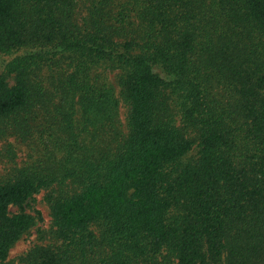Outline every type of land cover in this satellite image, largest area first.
Listing matches in <instances>:
<instances>
[{"label": "trees", "instance_id": "16d2710c", "mask_svg": "<svg viewBox=\"0 0 264 264\" xmlns=\"http://www.w3.org/2000/svg\"><path fill=\"white\" fill-rule=\"evenodd\" d=\"M13 54L0 264L41 192L19 264H264V0H0Z\"/></svg>", "mask_w": 264, "mask_h": 264}, {"label": "rangeland", "instance_id": "374dc122", "mask_svg": "<svg viewBox=\"0 0 264 264\" xmlns=\"http://www.w3.org/2000/svg\"><path fill=\"white\" fill-rule=\"evenodd\" d=\"M13 55H0V73L2 71V65L4 61L9 62ZM109 82L113 85L116 95H118V87L115 82V75L110 74L107 76ZM126 107L124 104H120L119 119L125 127ZM7 145H11L15 151V157L10 159L6 152ZM29 147L22 145L16 138L12 136L0 138V176H4L10 170L12 163L16 165L21 164L27 153H29ZM45 192H41L35 197V202L32 204V208H28L27 212L34 215V210H38L41 213L42 221H36L26 233H24L20 239L12 246L9 251L6 264H19V259L28 252V250L34 245L48 244L50 237L48 235L49 228L51 226V220L49 216V206L44 199ZM12 212H15V208H11Z\"/></svg>", "mask_w": 264, "mask_h": 264}]
</instances>
